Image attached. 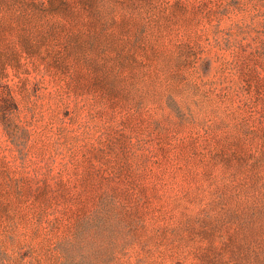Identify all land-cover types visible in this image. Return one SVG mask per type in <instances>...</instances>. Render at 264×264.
I'll use <instances>...</instances> for the list:
<instances>
[{"label": "rangeland", "instance_id": "obj_1", "mask_svg": "<svg viewBox=\"0 0 264 264\" xmlns=\"http://www.w3.org/2000/svg\"><path fill=\"white\" fill-rule=\"evenodd\" d=\"M0 264H264V0H0Z\"/></svg>", "mask_w": 264, "mask_h": 264}, {"label": "trees", "instance_id": "obj_2", "mask_svg": "<svg viewBox=\"0 0 264 264\" xmlns=\"http://www.w3.org/2000/svg\"><path fill=\"white\" fill-rule=\"evenodd\" d=\"M10 99H12V96L10 94H6L5 97H2V106L5 107L6 111H10ZM14 104V103H13Z\"/></svg>", "mask_w": 264, "mask_h": 264}]
</instances>
